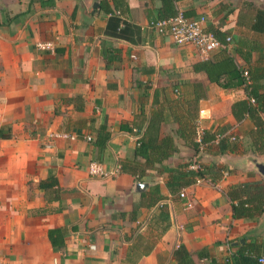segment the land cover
I'll use <instances>...</instances> for the list:
<instances>
[{"label":"crops","instance_id":"crops-1","mask_svg":"<svg viewBox=\"0 0 264 264\" xmlns=\"http://www.w3.org/2000/svg\"><path fill=\"white\" fill-rule=\"evenodd\" d=\"M178 11L232 37L225 52L239 68L264 69V0H0V264H178L181 247L194 264H234L249 244L264 257V212L236 219L228 194L264 184L254 124L233 114L246 89L209 77L223 50L203 56L150 28ZM201 131L235 136L240 150L200 154L210 172L177 189ZM147 133L151 159L137 155ZM168 140L164 159L155 149ZM91 162L121 170L93 177Z\"/></svg>","mask_w":264,"mask_h":264},{"label":"trees","instance_id":"trees-1","mask_svg":"<svg viewBox=\"0 0 264 264\" xmlns=\"http://www.w3.org/2000/svg\"><path fill=\"white\" fill-rule=\"evenodd\" d=\"M123 5L124 4L118 5L117 8L120 9ZM118 11L120 12V10ZM107 12L110 14V16L115 17L114 11L108 9ZM117 23H120L119 19H116V24ZM258 26L259 27H257V30L264 32V15L258 19ZM220 50H223L225 55L224 59L219 64V72H208L209 77L212 79V77L214 78L215 74L218 75L223 72L229 76L230 80L235 81V85H244L248 99H242L235 102L233 105V114L237 121H241L245 118H249L252 121L254 124V129H252L248 135L251 139L255 152L259 155H264V84L261 83L262 79L264 78V69L255 68L253 70H246L250 77V84H247L246 78L244 77L245 71L234 63L233 58L229 54H226V49ZM250 98H254L256 100V104H252L250 102ZM148 137L149 134L147 133L145 137L140 140L139 147L137 149V155L145 156L144 152L147 148H149L148 145H150L148 142L152 141L151 139H147ZM216 137L217 136H215L213 133L203 131V135L201 137L203 143L202 147L201 143L196 139L188 141L190 146L197 154V161L200 163L201 169L199 171H195L189 168L193 160L190 161V164L188 163L183 166L181 172L174 176L176 178L175 184L177 189L196 183L198 178H205L210 172V170L207 169L208 167L201 163L200 154L204 153L205 151L211 152L213 154H221L225 152L236 153L240 150V139L235 136L234 139H232L233 137L223 138L216 147L213 145H206L216 140ZM159 147L160 146L156 147V153H160V151L165 149L164 153L166 155L163 156L164 159L169 157L170 149H174V145L170 140L164 142L163 148ZM146 159H151V157H147ZM225 170L226 169L224 167H221L218 172H223ZM228 194L231 196L232 200L237 201L233 203V212L236 219L255 218L257 215H261L264 212L263 183L246 182L238 186L236 185L231 187ZM175 257L178 261V264H194L190 254L185 248H179V250L175 253ZM260 258V251L258 247L249 244L245 247L239 248L236 251L235 257L233 259L234 264H261L259 263Z\"/></svg>","mask_w":264,"mask_h":264},{"label":"built area","instance_id":"built-area-1","mask_svg":"<svg viewBox=\"0 0 264 264\" xmlns=\"http://www.w3.org/2000/svg\"><path fill=\"white\" fill-rule=\"evenodd\" d=\"M118 14L120 13L118 12ZM206 22L207 18L205 16L189 18L183 11H178L176 15L171 18L150 21L149 26L152 30L156 31L160 35L171 36L177 45H193L203 56H206L215 50L227 49L232 43V37H227L224 41L219 39L214 33L206 29ZM37 48L40 50L53 51L55 46L51 42H38ZM244 77L246 78L247 84H250V77L247 71L244 72ZM250 102L252 104H256V100L254 98H250ZM202 135L203 131L199 132L198 142L201 143V147L203 146L201 140ZM225 137L226 135L219 134L216 137V142H220V140ZM52 138L74 141L77 140L79 136L78 134L55 133L52 135ZM85 138L88 141L92 140V138L88 136ZM232 139H234V137ZM190 168L195 171H199L201 169L200 163L197 161V157L193 159ZM120 170V166L107 169L99 162H91L88 169L91 176L98 178L117 176L120 173ZM225 175H228V172H225ZM202 179L203 178H198L196 183H200ZM180 197H186L185 191L181 192ZM259 263L264 264V257L259 259Z\"/></svg>","mask_w":264,"mask_h":264},{"label":"water","instance_id":"water-1","mask_svg":"<svg viewBox=\"0 0 264 264\" xmlns=\"http://www.w3.org/2000/svg\"><path fill=\"white\" fill-rule=\"evenodd\" d=\"M255 167L257 168L258 172L264 177V162L258 161L257 159H254L253 161ZM149 186V184L146 183H137L135 185V191H140V190H144L145 188H147ZM244 242V241H242ZM238 245V244H236Z\"/></svg>","mask_w":264,"mask_h":264}]
</instances>
